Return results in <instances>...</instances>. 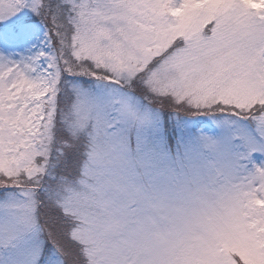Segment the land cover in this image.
Returning a JSON list of instances; mask_svg holds the SVG:
<instances>
[{"label":"snow or ice","instance_id":"snow-or-ice-1","mask_svg":"<svg viewBox=\"0 0 264 264\" xmlns=\"http://www.w3.org/2000/svg\"><path fill=\"white\" fill-rule=\"evenodd\" d=\"M0 264H264V0H0Z\"/></svg>","mask_w":264,"mask_h":264}]
</instances>
